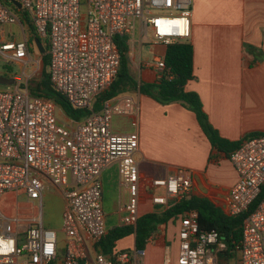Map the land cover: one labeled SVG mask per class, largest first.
I'll return each mask as SVG.
<instances>
[{
    "label": "built area",
    "instance_id": "2783aa9c",
    "mask_svg": "<svg viewBox=\"0 0 264 264\" xmlns=\"http://www.w3.org/2000/svg\"><path fill=\"white\" fill-rule=\"evenodd\" d=\"M26 16L37 35L48 40L54 88L75 109H86L118 76L121 54L115 37L139 28L141 38L152 44L189 41L193 0H0L1 62L26 66L30 61L37 46L26 34ZM13 26L21 38L10 30ZM141 65L167 69L164 57ZM32 87L18 82L0 90V198L15 193L39 201L40 221L2 215L0 264H145L146 249L118 250L112 256L100 250L108 233L102 174L119 166L129 195L121 207V226L136 229L145 197L165 211L191 196L190 171L179 167L163 178L141 176L139 121L131 119L128 132L114 126L117 117L140 113L133 94L105 100L100 111L81 121L63 122L56 102L35 96ZM228 158L239 179L227 209L234 217L246 214L241 241H233L234 255L219 260L227 244L218 231H201L199 213L192 209L178 220L176 260L168 247L163 264H264V197L250 211L264 187V136L245 141ZM53 189L66 200L59 229L43 223L44 195Z\"/></svg>",
    "mask_w": 264,
    "mask_h": 264
},
{
    "label": "crops",
    "instance_id": "0c3cea01",
    "mask_svg": "<svg viewBox=\"0 0 264 264\" xmlns=\"http://www.w3.org/2000/svg\"><path fill=\"white\" fill-rule=\"evenodd\" d=\"M16 29L18 26L10 27L14 33ZM131 34L130 62L134 64V75L131 74L139 83H152L161 71L141 65L145 62L143 47L152 45L159 55L156 57H164L167 45L143 40L139 28ZM189 42L194 48L195 77L187 84L186 90L200 95L213 127L229 141H238L254 132L264 133V0H193L192 37ZM126 93L134 95L140 105V113L117 117L114 126L121 131L116 127L118 123V126L126 129L122 132H128L132 129L131 119L139 121L140 141L136 159L141 176L144 179L163 178L179 167L186 168L192 176L194 196L206 197L227 209L230 191L239 176L229 158L212 146L197 115L179 102L161 104L138 91ZM102 180L104 208L106 199L111 200V196L115 197L116 194L120 214L117 226H121V207L128 202L129 195L121 183L119 166L113 164L105 169ZM56 190L62 194L59 189ZM125 193L127 200L124 202ZM15 196L20 195L5 194L0 198V206L4 204L3 201H10ZM145 200L147 202L140 207L141 216L154 211L162 212L147 197ZM61 201L62 223L66 200L63 197ZM38 202L27 198L17 208V216L34 220ZM146 208L150 210L145 211ZM106 216L109 230L112 227L108 224L107 212ZM169 224L173 234L167 236L169 228L166 232L157 231L154 241H149L146 247L145 264H163L165 247L171 248L172 253L175 245L177 254L178 220ZM157 245L160 254L156 258ZM117 248H135V234L132 247Z\"/></svg>",
    "mask_w": 264,
    "mask_h": 264
},
{
    "label": "trees",
    "instance_id": "16d2710c",
    "mask_svg": "<svg viewBox=\"0 0 264 264\" xmlns=\"http://www.w3.org/2000/svg\"><path fill=\"white\" fill-rule=\"evenodd\" d=\"M30 35L29 42H35L39 38L45 45L46 53L42 60L44 71L39 80H33L36 84L32 87L35 96L51 99L56 102L65 115L72 120L81 121L93 111L102 109L103 102L118 94L138 91L143 95L152 97L161 104L179 102L187 109L193 111L208 136L212 146L227 157L238 149L245 141L258 136H264L263 132H254L246 135L238 141L224 139L210 123L208 115L204 110L200 95L194 91L186 90L187 84L195 77L194 48L189 41H177L167 45L164 55L167 69L161 71L156 80L152 83L138 82L130 72V51L131 45L126 35L115 37V43L121 54V67L117 78L105 92L97 96L92 108L75 109L68 100L58 92L50 79L48 72L50 56L48 53V40H42L36 33L33 23L26 16ZM9 70H12L11 68ZM264 197V187L257 201L252 205L253 210ZM197 210L201 231L216 230L219 232L222 241L227 244L228 251L219 256L222 262L227 261L228 256H233V241L239 242L242 238L241 225L246 216L234 217L229 210L214 204L206 197L194 196L193 192L189 198H185L175 206L162 212H151L142 215L137 222L136 229L124 226L112 227L99 244L100 250L107 256H112L115 251L128 250L118 249V241L135 234V247L146 249L149 240L161 226L166 227L170 222L179 220L180 216L189 210ZM167 245V242L164 241ZM165 245V246H166Z\"/></svg>",
    "mask_w": 264,
    "mask_h": 264
},
{
    "label": "rangeland",
    "instance_id": "374dc122",
    "mask_svg": "<svg viewBox=\"0 0 264 264\" xmlns=\"http://www.w3.org/2000/svg\"><path fill=\"white\" fill-rule=\"evenodd\" d=\"M16 34L15 37L17 38H21L22 35L20 33H18V29H16ZM26 34L29 35L30 33V29L29 28H25ZM139 36V33H138ZM126 37L128 39H130L132 37L131 33H127ZM45 47V45H44ZM134 46H132L133 48ZM156 56H159L158 53L155 51V49H153L152 45H144L143 47V53H142V57L145 61H148L149 63H151L152 65H154V58ZM43 54L40 52L38 46L36 47V49L33 50L30 61L26 64H17V63H12V64H6L4 62L0 61V75H6L7 77H14L18 80L19 83H26L29 82L31 85H35L36 83L33 82V80H39L42 77L43 71H44V63L42 60ZM133 60H134V55L132 56ZM138 58V57H137ZM12 70H9V69ZM130 72L134 75V64L131 62L130 65ZM14 87L15 85H0V90H5L8 87ZM57 115L59 117V119L63 122H68V117L65 115V113L62 111V109L60 107H58L57 110ZM118 123H116V127L118 130H126L122 125L118 126ZM61 191V190H60ZM59 191H57L56 189H53L50 192H46L44 195V214H43V223L46 227H50V228H57L60 227L61 225V210H62V205H61V200L63 198L62 194L59 195L58 194ZM113 196V195H112ZM111 196V200L106 199V203H105V209L106 212L108 213V224L110 225V227H115L117 226V223L119 221V217L120 214L118 212L119 209V200H118V196L115 194V197ZM16 197V196H15ZM26 196L24 195H20L17 196L16 198L11 199L10 201H3L4 204H2L0 206V215H7L8 217H10L11 219L15 220L17 218V208H19L21 206V204H23L24 201H26ZM127 200V195L126 193L123 194V199L122 201H126ZM40 202L36 203L35 206L39 207ZM18 206V207H17ZM148 208L145 209V211ZM150 208L147 210L149 211ZM142 213V211H141ZM36 221H40V217H39V208H37V216H36ZM168 224L166 227L161 226V228L159 229L162 232H166V230L168 231L169 228ZM173 226V225H172ZM158 230V231H159ZM173 230L171 231V229L169 228V231L167 232V236L170 234V236L173 234L172 233ZM134 244V234L126 237L122 240H120L117 243L118 247H132ZM151 245H155V244H151ZM156 247H158V249L155 250L156 253V258L158 257V254H160V249L159 246L157 245ZM175 247V245H174ZM172 250V255L175 256L176 254V247ZM165 251H166V247H165ZM64 250L62 249L61 253H63ZM174 260H176V256L174 257Z\"/></svg>",
    "mask_w": 264,
    "mask_h": 264
},
{
    "label": "water",
    "instance_id": "95a60500",
    "mask_svg": "<svg viewBox=\"0 0 264 264\" xmlns=\"http://www.w3.org/2000/svg\"><path fill=\"white\" fill-rule=\"evenodd\" d=\"M35 42L40 50V52L44 55L46 53V48L44 44L39 38L35 39ZM18 80L14 77H7L6 75H0V85H17Z\"/></svg>",
    "mask_w": 264,
    "mask_h": 264
}]
</instances>
